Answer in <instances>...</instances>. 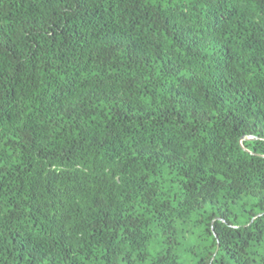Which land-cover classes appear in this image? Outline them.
I'll return each mask as SVG.
<instances>
[{
	"label": "trees",
	"instance_id": "16d2710c",
	"mask_svg": "<svg viewBox=\"0 0 264 264\" xmlns=\"http://www.w3.org/2000/svg\"><path fill=\"white\" fill-rule=\"evenodd\" d=\"M0 264H264V0H0Z\"/></svg>",
	"mask_w": 264,
	"mask_h": 264
}]
</instances>
